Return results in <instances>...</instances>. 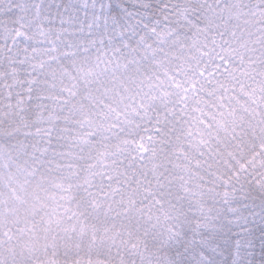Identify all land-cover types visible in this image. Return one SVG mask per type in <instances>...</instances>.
<instances>
[{
  "label": "snow or ice",
  "instance_id": "snow-or-ice-1",
  "mask_svg": "<svg viewBox=\"0 0 264 264\" xmlns=\"http://www.w3.org/2000/svg\"><path fill=\"white\" fill-rule=\"evenodd\" d=\"M0 264H264V0H0Z\"/></svg>",
  "mask_w": 264,
  "mask_h": 264
}]
</instances>
